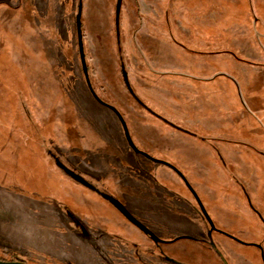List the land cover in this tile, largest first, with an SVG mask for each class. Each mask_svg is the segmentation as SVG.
<instances>
[{"label": "rangeland", "instance_id": "obj_1", "mask_svg": "<svg viewBox=\"0 0 264 264\" xmlns=\"http://www.w3.org/2000/svg\"><path fill=\"white\" fill-rule=\"evenodd\" d=\"M0 259L264 264V0H0Z\"/></svg>", "mask_w": 264, "mask_h": 264}, {"label": "water", "instance_id": "obj_2", "mask_svg": "<svg viewBox=\"0 0 264 264\" xmlns=\"http://www.w3.org/2000/svg\"><path fill=\"white\" fill-rule=\"evenodd\" d=\"M79 25H80V6L78 8V12H77V32H78V39H79V48L81 49V42H80V30H79ZM82 56V54H81ZM119 116V115H118ZM126 130V129H125ZM127 132V131H126ZM129 144L131 145L132 148H134V146L132 145L131 141H129ZM168 165V164H167ZM64 172L70 176L72 179H74L75 181H78L79 183L85 185L88 188H91V186L85 182L84 180H82L79 176H77L75 173H73L72 171L68 170L67 168H65L63 165H59ZM112 205L130 222L132 223L134 226H136L137 228H139L140 230H142L145 234L151 236L153 238L154 241H156L155 236L149 231L147 230L140 222H138L119 202H117L116 200H113L111 198H107ZM0 264H25L22 262H4V261H0Z\"/></svg>", "mask_w": 264, "mask_h": 264}, {"label": "crops", "instance_id": "obj_3", "mask_svg": "<svg viewBox=\"0 0 264 264\" xmlns=\"http://www.w3.org/2000/svg\"><path fill=\"white\" fill-rule=\"evenodd\" d=\"M186 132V131H185ZM172 135H174V137L175 138H177V139H179V138H181V139H184V138H188L189 140L191 139V140H194V139H196V138H194V137H191V136H188V135H186V133H183V132H181V131H174V132H172ZM168 138V137H167ZM197 145H200L199 143H197ZM200 149H202V148H200ZM224 149V148H223ZM203 150H205V148H203ZM225 150V149H224ZM213 151H215L214 149H213ZM202 156H205V155H207L205 152H204V155L202 154V153H200ZM212 160H214L213 158H212ZM222 165H227V163H226V159L225 160H222V158L220 159V161H219ZM195 163H196V168H199L201 171L202 170H205V164L204 163H202V159H199V158H196L195 159ZM214 163V162H213ZM210 165H212V167H213V170L214 171H222V167L221 166H219L218 164H210Z\"/></svg>", "mask_w": 264, "mask_h": 264}, {"label": "trees", "instance_id": "obj_4", "mask_svg": "<svg viewBox=\"0 0 264 264\" xmlns=\"http://www.w3.org/2000/svg\"><path fill=\"white\" fill-rule=\"evenodd\" d=\"M78 51H79V54L81 55V54H82V47H81V49H80V48H79V45H78ZM82 59H83V56H82ZM83 67L85 68V64L83 65ZM92 95H93V98H94L95 101H97L99 104L105 106V104H104L99 98H97L96 95H94V94H92ZM119 117L121 118L120 114H119ZM0 261H3V259H0ZM10 261L13 262V261H16V260H10Z\"/></svg>", "mask_w": 264, "mask_h": 264}, {"label": "flooded vegetation", "instance_id": "obj_5", "mask_svg": "<svg viewBox=\"0 0 264 264\" xmlns=\"http://www.w3.org/2000/svg\"><path fill=\"white\" fill-rule=\"evenodd\" d=\"M111 206H113L112 205V203L106 198L105 199ZM114 207V206H113ZM115 208V207H114ZM116 209V208H115ZM126 209V208H125ZM117 210V209H116ZM118 211V210H117ZM119 212V211H118ZM120 213V212H119ZM121 214V213H120ZM122 215V214H121ZM123 216V215H122ZM124 217V216H123ZM125 218V217H124ZM126 219V218H125ZM127 220V219H126ZM128 221V220H127ZM129 222V221H128ZM139 222V221H138ZM132 224V223H131ZM133 225V224H132ZM136 227V226H135ZM137 228V227H136ZM139 229V228H138ZM147 229V228H146ZM140 230V229H139ZM148 230V229H147ZM142 233H144L142 230H140ZM151 232V231H150ZM152 233V232H151ZM145 234V233H144ZM153 234V233H152ZM145 235H147V234H145ZM154 235V234H153ZM148 237H150V238H152L151 236H149V235H147ZM155 236V235H154ZM155 238H156V236H155ZM153 239V238H152ZM154 241V240H153ZM154 242H156V243H160L161 241H158L157 240V238H156V241H154ZM162 243H164V242H162ZM10 262H12V261H10ZM14 262V261H13Z\"/></svg>", "mask_w": 264, "mask_h": 264}]
</instances>
